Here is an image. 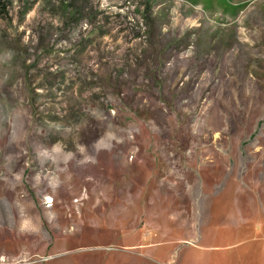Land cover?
<instances>
[{"label":"rangeland","instance_id":"obj_1","mask_svg":"<svg viewBox=\"0 0 264 264\" xmlns=\"http://www.w3.org/2000/svg\"><path fill=\"white\" fill-rule=\"evenodd\" d=\"M0 264H264V0H0Z\"/></svg>","mask_w":264,"mask_h":264},{"label":"crops","instance_id":"obj_2","mask_svg":"<svg viewBox=\"0 0 264 264\" xmlns=\"http://www.w3.org/2000/svg\"><path fill=\"white\" fill-rule=\"evenodd\" d=\"M195 244H197V243H195ZM195 244H193V245H195ZM199 247H201V248H205V249L210 248V247H208V246H200V245H199Z\"/></svg>","mask_w":264,"mask_h":264},{"label":"bare ground","instance_id":"obj_3","mask_svg":"<svg viewBox=\"0 0 264 264\" xmlns=\"http://www.w3.org/2000/svg\"><path fill=\"white\" fill-rule=\"evenodd\" d=\"M49 201H51V199H49Z\"/></svg>","mask_w":264,"mask_h":264}]
</instances>
